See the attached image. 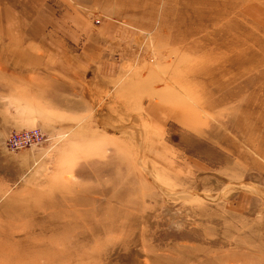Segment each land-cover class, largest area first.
<instances>
[{"label":"rangeland","instance_id":"374dc122","mask_svg":"<svg viewBox=\"0 0 264 264\" xmlns=\"http://www.w3.org/2000/svg\"><path fill=\"white\" fill-rule=\"evenodd\" d=\"M187 1L0 12V264H264V43L206 44Z\"/></svg>","mask_w":264,"mask_h":264},{"label":"crops","instance_id":"0c3cea01","mask_svg":"<svg viewBox=\"0 0 264 264\" xmlns=\"http://www.w3.org/2000/svg\"><path fill=\"white\" fill-rule=\"evenodd\" d=\"M202 0H188L185 5L197 14L194 22L199 24L194 30H201L204 27L202 23L212 25L215 31L206 35L203 39H206V44H212L219 46L220 44L227 45H257L259 46L262 41L264 43V37L258 35L256 32H252L244 23H252L255 30H264V0H205L204 4L198 3ZM82 2V3H81ZM48 0H0V12L8 14H19L27 11H38L36 6H47ZM77 4L92 6L93 11H98V6H108L110 13H132V12H144L147 13V7L150 5L149 0H77ZM32 7V8H31ZM127 7H130L127 8ZM40 10V9H39ZM155 11V10H154ZM205 12L206 18L204 21L198 20V13ZM153 13V12H152ZM220 13V16L218 14ZM138 14V13H137ZM3 18L2 16L0 19ZM12 24L0 27V37L14 36L19 38L21 25L15 24V19L11 17ZM19 17L16 16V22H19ZM31 25L27 26L30 28ZM260 32V31H259ZM203 40H201L202 42ZM238 49V48H237ZM232 50V49H231ZM244 52V50H241ZM255 51V50H254ZM258 52L259 49H256ZM234 53L232 51H229ZM239 55V53H238ZM247 64V63H246ZM244 66V64H243ZM241 71V70H240ZM239 74L237 70L236 75ZM242 75L243 72H241ZM246 83V82H245ZM254 83V80H253ZM249 107V105H248ZM254 112L252 116H258L259 119H264V103L257 102L252 104ZM264 124V120H262ZM260 120V122H262ZM261 124V123H259ZM254 159L257 160L264 158V146L261 144L259 147L257 143L253 144ZM254 160L255 166L262 163H258Z\"/></svg>","mask_w":264,"mask_h":264},{"label":"built area","instance_id":"2783aa9c","mask_svg":"<svg viewBox=\"0 0 264 264\" xmlns=\"http://www.w3.org/2000/svg\"><path fill=\"white\" fill-rule=\"evenodd\" d=\"M44 139V134L39 128H31L15 132L7 136L4 143L8 149L20 150L25 148H32L41 143Z\"/></svg>","mask_w":264,"mask_h":264},{"label":"bare ground","instance_id":"6f19581e","mask_svg":"<svg viewBox=\"0 0 264 264\" xmlns=\"http://www.w3.org/2000/svg\"><path fill=\"white\" fill-rule=\"evenodd\" d=\"M233 52L235 53V56H237L238 52L235 51V50H234ZM232 62H233V61H232ZM236 66H237V65H236ZM238 67H239V66H238ZM210 69H212V68H209V71H210V72H208L209 75H210V80H209V81H210L211 84H214V83L216 82V80H215V79H212V80H211V78H212L213 76L216 77L217 74H219L220 72L222 73V70L220 69L221 71H219V68H216L215 70H214V69H213V70H210ZM224 70H225V69H224ZM223 72H224V71H223ZM217 80H219V79H217ZM219 85H220V83H219ZM218 87H219V86H218ZM218 87H217V88H218ZM235 92H236V91H235ZM229 97H230V96H229ZM231 97H232V96H231Z\"/></svg>","mask_w":264,"mask_h":264}]
</instances>
